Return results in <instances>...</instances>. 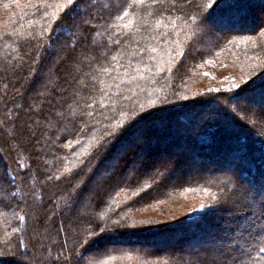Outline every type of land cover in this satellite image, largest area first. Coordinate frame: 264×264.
Masks as SVG:
<instances>
[{
  "label": "trees",
  "instance_id": "1",
  "mask_svg": "<svg viewBox=\"0 0 264 264\" xmlns=\"http://www.w3.org/2000/svg\"><path fill=\"white\" fill-rule=\"evenodd\" d=\"M116 2L128 11L124 19L115 18L113 13H120L114 6L109 11L98 8L93 15L99 19L92 21L97 32L88 40L83 31L69 27L72 36L60 32L50 42L61 18L62 26H67L74 15H65L67 0H0V173L5 165L19 173L16 197L0 203V252L13 251L25 264H64L63 257L58 262L56 257L68 254L76 235L90 227L92 219L109 224L121 219L128 225L97 240L88 254L93 264H181L175 249L198 248L210 235L235 228L239 218L229 217L227 209H211V197L219 195L227 182L224 169L233 158L234 140L226 128L247 146L244 160L238 162L239 174L257 185L264 180V119L238 112L207 120L192 137L172 124L161 127L156 133L159 143L138 147L136 153L145 149L149 156L155 155L175 139L181 158L170 171L157 175L145 164L126 182L113 180L98 191L87 186L78 208L68 209L76 173L108 139L110 129L124 127L154 107L186 105V112L214 108L215 102L200 103L202 96L227 103L224 96L242 88L252 104L260 108L258 104L264 103L259 92L264 84V15L258 13L264 10V0H231L230 7L218 12L223 18L218 25L231 30L216 28L215 35L195 38L189 16L207 0H178L175 9L172 0ZM90 40L106 45L102 49L108 52L106 58L81 55L85 51L91 55ZM78 56L82 62L74 69L72 62ZM208 61L214 62L218 76L232 77L239 87L212 91L204 72ZM49 80V91L35 100L28 82L36 87ZM164 97L168 100L162 104ZM152 100L157 104L151 105ZM41 101L44 113L65 109L67 118L55 134L28 107ZM129 143L130 137L114 140L109 155L124 153ZM193 151L209 170L183 173L176 179L175 171L190 161ZM7 189V184H0V196ZM99 201L104 203L96 209ZM155 210L158 215L144 216ZM169 242L177 245L164 249ZM53 247L56 256L50 255ZM262 247L264 233H250L246 250L238 254L239 264H264ZM189 259L185 254L184 260ZM9 260L17 264L15 258Z\"/></svg>",
  "mask_w": 264,
  "mask_h": 264
},
{
  "label": "snow or ice",
  "instance_id": "2",
  "mask_svg": "<svg viewBox=\"0 0 264 264\" xmlns=\"http://www.w3.org/2000/svg\"><path fill=\"white\" fill-rule=\"evenodd\" d=\"M157 0H153L156 3ZM161 4L165 0H159ZM178 0H172L171 8L175 9ZM115 7V12L119 15H113L117 19H124L128 14L122 2L117 3L116 0H109L107 7L101 0H67L65 15L74 13L71 17V22L67 26L57 25L58 31L49 37V41L56 40L60 32H67L72 36V32H68V28L72 27L76 31H83L84 40H88L89 35H95L97 32L96 25L93 20L99 19L93 15L96 9L101 11H109ZM231 0H207L201 6L197 5L198 12L196 15L189 16L193 22V37H205L216 34V26L223 21V18L218 16L220 9L230 7ZM116 43H119L118 41ZM91 55L87 51L81 53L87 56L88 59H102L108 55L103 43H98L95 40H90ZM155 51V49H153ZM82 61L79 56L73 59L72 66L75 69ZM161 71H163L161 69ZM207 75V73H206ZM52 81L49 80L45 84H38L33 87V82H28V87L32 88L35 93V100L43 97L49 91L48 85ZM255 82H253V85ZM239 87L233 83V88ZM247 87V85L245 86ZM212 91H216L213 89ZM259 92L262 100H264V84L259 85ZM244 93V88L240 93L229 92L224 96V103L216 96H202L200 103L211 104L215 102V107L202 110L199 112H186V105L169 106V107H154L151 111H144V114L138 116L135 120H130L126 126L119 125L110 129L105 135L108 137L106 141L97 145L95 152L88 161L83 162V168L76 173L78 182L71 185V194L68 204L70 211L78 208L82 198L84 197L85 188L89 185L93 186V190H100L110 181L115 180L117 184L126 182L128 178L134 177L141 166L151 164L156 169L157 175H165L170 171L175 163L181 158L179 154L169 152L166 148L158 150L154 156H149L144 152L136 153V149L141 146L150 145L153 141L159 143L157 130L167 124H172L183 129L186 137H192L196 134V129L200 128L203 123L209 119L219 118L224 119L227 116H235L238 112H243L245 115H251L259 119H264V108H258L252 104L249 97ZM53 92V95H56ZM173 95H176L174 92ZM168 98L164 97L162 104L167 103ZM151 105H156L157 102L152 100ZM235 103V108L233 107ZM29 109L34 115L47 122L48 131L58 130V127L67 118L65 109L61 106L59 111L43 112V102L30 104ZM140 108L143 110L144 105ZM121 115H125L121 113ZM226 134L230 139H233V158L227 162L224 169V174L228 177L223 187L219 188V195L213 194L211 197L212 211L222 212L228 210L229 217H237L240 219V224L231 230H226L221 235H210L209 238L203 241L199 247L185 246L175 249L174 253H179L181 264H239L238 254L244 252L247 244V237L251 229H259L264 233V180L259 185L245 179L238 172V162L243 161L247 146L239 136L233 137L230 129H225ZM35 135V133H33ZM200 135H203L201 133ZM121 137H130L131 143L126 146L124 153H114L109 155L110 145L114 140H119ZM200 138L199 135L196 136ZM54 142V141H53ZM39 143V141H37ZM135 157V158H134ZM2 158V157H0ZM190 162L192 164L199 163V155L196 152H191ZM5 171L0 173V184H7L8 189L0 196V203L4 202L6 197L15 198L14 191L16 177L19 173L13 174L5 165ZM86 170V171H85ZM52 179V177H48ZM208 191V189H204ZM28 193H26L27 195ZM91 197L89 200L91 201ZM104 201H99L94 204L96 209L102 207ZM203 207V205H201ZM118 215V213H116ZM24 219V217H21ZM90 227L82 230V234H77L72 249L65 256L61 252L57 257L58 262L63 257L64 264H93L91 257L88 255L93 252L97 240L101 236L113 235L119 232L122 228L128 227L121 219H117L109 223H102L99 220L92 219L89 221ZM264 252V247L260 248ZM185 254L190 257L185 261ZM9 257L15 258L17 264H25L21 256L15 252L5 250L0 252V264H10Z\"/></svg>",
  "mask_w": 264,
  "mask_h": 264
},
{
  "label": "rangeland",
  "instance_id": "3",
  "mask_svg": "<svg viewBox=\"0 0 264 264\" xmlns=\"http://www.w3.org/2000/svg\"><path fill=\"white\" fill-rule=\"evenodd\" d=\"M262 10V11H261ZM258 13H260L261 15V18L263 17L264 15V10L263 9H260L258 10ZM216 28L220 29L221 31H227V30H231V29H228L229 27H226L224 25H217ZM233 29V28H232ZM204 72L205 74L207 73V76H208V80H206V83L208 84V87L211 88V89H219V88H222V89H229L231 87H233V78L232 77H223V76H218L217 73H216V70L214 68V62L212 61H208L206 64H205V67H204ZM237 82H235L236 84ZM258 106L260 108H264V103H260L258 104ZM16 144H18V139H16ZM175 139H172V141H170L168 144H166L165 148L167 150H169V152H172V153H180L181 150H179L178 148H176L175 146ZM154 144H156L157 142H152ZM130 144V143H129ZM127 144V145H129ZM126 145V146H127ZM126 146H125V149H126ZM143 148H145V146H141ZM139 149V148H138ZM137 150V149H136ZM0 152H2V150L0 149ZM140 152H144L145 153V149L144 150H140ZM139 152V153H140ZM137 153V154H139ZM152 156L154 155V153L151 154ZM151 167H153L151 164H148ZM143 166H141L140 168H142ZM154 168V167H153ZM209 169H206L205 166H203L202 163H197V164H192L190 161H187L186 164L182 165L178 171H175L174 173V176L176 177V179H179L183 173L184 174H192V173H198L201 171H205L207 172ZM36 183V181H34ZM155 215H158V211L155 210V211H150L149 213L147 214H144V216H155ZM48 226L50 227L51 224L49 223ZM21 232V231H20ZM259 232V229H251V232L250 233H258ZM49 233H52V231ZM22 235H25L24 232H21ZM50 237V240L52 241L53 240V236H49ZM52 238V239H51ZM202 242L199 243V245L201 244ZM143 246H148L147 244H142ZM170 245H177L176 243H165V245H163L164 249H167V248H170ZM245 250H246V246H245ZM244 250V251H245ZM241 254V253H240ZM50 255H55L56 256V253H55V249L54 247L52 248V251H50Z\"/></svg>",
  "mask_w": 264,
  "mask_h": 264
}]
</instances>
